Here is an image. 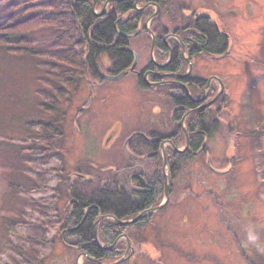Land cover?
Here are the masks:
<instances>
[{
    "label": "rangeland",
    "instance_id": "374dc122",
    "mask_svg": "<svg viewBox=\"0 0 264 264\" xmlns=\"http://www.w3.org/2000/svg\"><path fill=\"white\" fill-rule=\"evenodd\" d=\"M158 7L145 33L182 28L192 14L216 25L221 52L194 58L192 74L214 77L213 94L218 81L224 88L204 151L177 164L163 208L155 210L161 194L146 225L127 228L132 253L120 264H264V134L256 136L264 129V0H161ZM58 8L59 0H0V25L49 20L0 45V264H85L65 232L71 196L62 188L92 196L108 181L125 185L132 161L122 144L145 123L142 114L157 126L159 108L160 130L171 127L166 101L138 87L134 75L109 81L83 63L69 65L71 52L80 59L84 52L63 33ZM142 32L131 42L138 68L152 57ZM21 40L31 54L14 52ZM61 91L64 118L55 126L47 110ZM132 165L146 176L153 170L145 159Z\"/></svg>",
    "mask_w": 264,
    "mask_h": 264
},
{
    "label": "flooded vegetation",
    "instance_id": "af4514ba",
    "mask_svg": "<svg viewBox=\"0 0 264 264\" xmlns=\"http://www.w3.org/2000/svg\"><path fill=\"white\" fill-rule=\"evenodd\" d=\"M136 1L137 0H135L133 8L136 10L137 14L141 16L138 20L133 21L134 32L130 34L119 33L116 35L117 40L119 37H124L125 39V42L118 46L116 51L119 50L120 52L126 53L128 55L127 59H119V57L109 59L106 56H101L106 58L107 66L106 68L102 66L100 57L98 62L94 61L93 66L95 74L93 73V75L99 77L96 72V65L107 75L116 76L121 73H125L124 76L128 74L134 75L135 83L138 87L142 90L155 91L162 101H166L163 103L165 106L168 105V117L171 127L169 128L168 134H163L160 130V127L164 126V123L161 122L159 125L157 116L160 117L162 113V110L159 108L153 114L154 120L158 123L157 126H155L153 122L150 124L149 114H142L141 120H144L145 123L141 126L137 122V128L129 132L122 144L124 152L128 154V161L129 159L132 161L131 164L127 162L124 166L127 167L128 172L126 184L121 185V182L108 181L102 184L103 187L92 196L76 193L75 188L67 185L62 188L64 193L71 196L66 207V212H74L75 208H82L85 205L86 207L83 208V212H89L92 209H95L96 212H101L99 206L107 205V201L105 200L107 197L111 198L110 204L112 205L115 203L118 196L123 198L127 206H130V212H133L134 205L140 202V195L153 187V185H156L158 189L154 200H156V197L160 194L163 196L162 199L164 198L166 187L168 189L169 198L170 188L167 186V183L169 177L172 178L173 170H175L177 164L181 161L179 157H192L198 154V150L203 152L205 149L204 139L213 128L214 111H218L215 105L221 101V99H217L219 96L217 93L221 92L222 89L220 91L219 89H215V93L213 94L214 88L212 87V79L214 77L203 81L195 74L193 75L192 70L194 58L214 54V51L218 53L221 52V49H219V41L222 40V35L219 33L216 25H210L215 33L212 34V32H210L213 38L209 39V37L199 32L198 29L194 27V24L191 27L192 18L195 17V14H192L189 22L182 28H175L172 32H167L166 28H162L159 29L157 33L149 31L145 33V29H147L146 25L150 24L152 26L154 13L157 12L159 7L155 5L156 9H153L154 4L152 3H142L143 0ZM150 9H152V13H150ZM148 13L150 14L146 17ZM198 18L199 17L194 18L195 21ZM140 25H142L141 30H139ZM141 32L147 37L146 41L148 40L149 42L148 51L152 57L147 63L138 68L140 55L137 49L131 47V42L136 39ZM114 44L119 45L117 42ZM223 44L225 45V43ZM160 45H163V47ZM224 45L222 50L224 49ZM126 48L134 52V54L124 50ZM153 56L156 59L153 58ZM174 56L176 62H178L175 69L169 67ZM86 58L87 55L84 54L82 63L85 62ZM87 72H91L90 68H87ZM115 127L116 129L112 128V130H110L106 145L110 140H113V143L115 137H117L120 128L119 126ZM198 136L202 138L200 148H198L199 144L194 141ZM181 146L182 148L180 149ZM144 159L153 167L149 176H146L143 171H138L139 167H137V165H132L133 163L144 162ZM166 177L168 178L167 183ZM91 198H96L97 201L90 204L89 202H83ZM154 200L149 207L136 209L135 212H151V210L155 208V206L153 207ZM133 227V224H131V228ZM70 229L65 232L69 233ZM123 235L127 236V234H120L113 244L109 246V249L123 242L120 240ZM125 244L126 248L122 256H124L127 249V241ZM129 254L130 253H128L127 256H129Z\"/></svg>",
    "mask_w": 264,
    "mask_h": 264
},
{
    "label": "trees",
    "instance_id": "16d2710c",
    "mask_svg": "<svg viewBox=\"0 0 264 264\" xmlns=\"http://www.w3.org/2000/svg\"><path fill=\"white\" fill-rule=\"evenodd\" d=\"M106 2L107 0H98L95 9L101 10ZM92 3L93 0H59V8L57 11L62 16L58 24L64 30L63 33L67 35L72 42L74 41L76 46L80 45L84 54L87 55L85 62H83L84 67H86V69L90 68V71L95 74L93 66L94 61L98 62L101 56H106L109 59H114L116 57H119V59H127L128 55L126 53L120 52L119 50L116 51V48L125 42L124 37H119L117 40L116 35L119 33L130 34L134 32L133 21L138 20L141 15L137 14L136 10L133 8L135 0H120L119 2H113L109 5V9H106L102 15H96L93 12ZM142 3H152L160 6L161 0H143ZM150 13H152V9H150ZM150 13L146 14V17H148ZM47 25H49V20L43 21L37 16H31L29 19L22 21V23L20 22L11 26L0 25V31L6 33V35H2L0 38V45H7L8 39L31 33ZM210 25L208 18L205 17H199L194 21V27L206 37L212 39V34L215 32H213V28ZM210 32H212V34H210ZM115 42L119 45H115ZM19 44L22 45V47L18 50H14V52H22L26 55L31 54L32 48L27 46L26 41L21 40ZM222 45L224 44L222 43ZM161 47H163V45ZM74 53L75 52H71L72 62H70L69 65L76 69L81 66L82 59ZM177 63L174 56L169 67L175 69ZM68 87H70V85ZM55 97L56 102L52 104L53 108L47 110V113L49 114L50 112L53 119L52 122L56 126L59 125L64 118L63 105L65 104L63 103L64 96L62 95V91L55 95ZM55 104H58V106ZM262 134H264V129L257 132L256 136ZM194 141L199 144L198 148H200L202 138L198 136ZM45 151H49V148ZM198 151V153L201 152V150ZM179 158L181 161L187 159L185 156ZM157 190L156 185H153V187L144 191V193L140 195L139 204L134 205L133 212H130V206H127L121 196H118L115 203L112 205L110 204L111 198L107 197L105 199L107 205L99 206L101 212H96L95 209L89 212H83V208H85L86 205L82 208H75L74 212H69L67 221L72 224L69 235L71 238L77 240L75 248L79 252L86 254L90 258L97 259L103 264H110L119 260L123 254V242L118 243L112 249H102L98 247L94 238L93 224L101 216H113L117 221L134 219L138 214L142 213L135 212L136 209L147 208L153 203ZM156 200H154V204ZM95 201H97L96 198H91L83 202H89L90 204ZM148 216L139 219L133 226H145V221ZM127 228H131V224L120 225L114 220L104 219L98 225V239L104 246H111L120 234H126ZM85 264L95 263L86 260Z\"/></svg>",
    "mask_w": 264,
    "mask_h": 264
},
{
    "label": "water",
    "instance_id": "95a60500",
    "mask_svg": "<svg viewBox=\"0 0 264 264\" xmlns=\"http://www.w3.org/2000/svg\"><path fill=\"white\" fill-rule=\"evenodd\" d=\"M119 1H120V0H107V2L104 4V6H103V8H102V12H100V13L97 14V13L94 11V10H95V5H96L97 0H93V3H92V9H93V12H94L96 15H102V14L105 12V9H106L107 5H109V4L112 3V2H119ZM136 2H138V0H137ZM124 50L130 52L131 54H134V52L130 51L128 48H126V49H124ZM151 54H152V53H151ZM135 63H136V60H135ZM135 63H134V65H135ZM95 68H96V72L98 73V75H99L101 78H103V79H105V80H109V81H116V80H119V79H121V78L125 75V73H121V74L116 75V76L107 75V74L103 73V72L100 70V68L98 67V65H96ZM216 80H218V79H216ZM218 82H219V84H220V86H221V89H222V83H221L220 81H218ZM166 183H167V177H166ZM164 192H165V193H164V202H163L162 204H160L158 207H156L155 210H159V209H161V208L165 205V203L168 201V189H167V187L165 188V191H164ZM150 213H151V212H150ZM145 214H146V212H142V213L138 214L134 219H131V220H129V221H117L113 216H101V217H99V218L95 221V223L93 224L94 238H95V241H96L97 246L100 247V248H102V249H109V248H110V247H104L103 245H101V243L99 242V239H98V225H99V223H100L102 220H104V219H110V220H114V221L118 222V224H120V225H128V224H134V223H136L139 219H141L142 217H144ZM123 238H126V239H127V249H126V251H125V254H124V256H123L121 259H119L118 261H116V262H114V263H111V264H120L121 262H123L125 259L128 258L127 254H128L129 251H130L129 256H130L131 253H132V247H131L130 241L128 240V238H127L125 235H123ZM80 255H82L86 260L91 261V262H93V263H95V264H103V263H101V262H100L99 260H97V259H93V258L88 257L86 254H83V253H82V254H80Z\"/></svg>",
    "mask_w": 264,
    "mask_h": 264
},
{
    "label": "bare ground",
    "instance_id": "6f19581e",
    "mask_svg": "<svg viewBox=\"0 0 264 264\" xmlns=\"http://www.w3.org/2000/svg\"><path fill=\"white\" fill-rule=\"evenodd\" d=\"M168 179V178H167Z\"/></svg>",
    "mask_w": 264,
    "mask_h": 264
}]
</instances>
